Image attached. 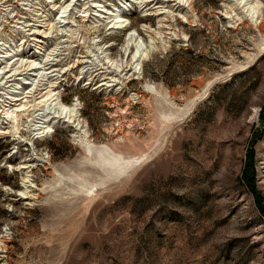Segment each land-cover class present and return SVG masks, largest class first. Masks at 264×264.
Instances as JSON below:
<instances>
[{
	"label": "rangeland",
	"instance_id": "374dc122",
	"mask_svg": "<svg viewBox=\"0 0 264 264\" xmlns=\"http://www.w3.org/2000/svg\"><path fill=\"white\" fill-rule=\"evenodd\" d=\"M229 6L0 0V264H264V34Z\"/></svg>",
	"mask_w": 264,
	"mask_h": 264
},
{
	"label": "bare ground",
	"instance_id": "6f19581e",
	"mask_svg": "<svg viewBox=\"0 0 264 264\" xmlns=\"http://www.w3.org/2000/svg\"><path fill=\"white\" fill-rule=\"evenodd\" d=\"M223 1L227 2L230 6H232V7L229 6L230 8H233V9L243 8L244 10L246 9L247 12L249 11V13H251L252 18L253 19L255 18L256 27H257L258 31L261 34H264V5H262L264 3V0H223ZM189 2H190V0H189ZM120 21L123 24L124 21L123 20H120ZM117 27L118 26H116V28ZM48 95H50V91L47 94V96ZM61 107H62V105H61ZM62 108H64V107H62ZM61 113H63V112H61Z\"/></svg>",
	"mask_w": 264,
	"mask_h": 264
}]
</instances>
